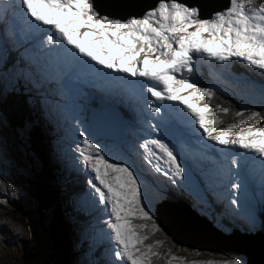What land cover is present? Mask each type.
<instances>
[{
  "label": "snow or ice",
  "instance_id": "1",
  "mask_svg": "<svg viewBox=\"0 0 264 264\" xmlns=\"http://www.w3.org/2000/svg\"><path fill=\"white\" fill-rule=\"evenodd\" d=\"M11 10V23L5 24V18ZM8 9H0V65H4V56L13 47L23 45L33 39L22 32L17 25V16L34 25H43L52 33L46 40L39 41L40 49H47L43 56H38L35 63L26 55L21 56L18 68V83L30 86L46 82L52 92L51 98L57 105L70 96L69 84L78 81V66L91 65L101 72L107 70L130 77L142 79L147 94L150 110L161 113L160 105L164 101L179 102L195 118L201 130V139L212 141L215 145L236 150L234 153H251L264 165V127L248 124V121L264 120L260 111H252L245 119L230 123L220 128L222 120L219 115L211 118L208 109L199 108L189 103L196 94L202 98L215 95L213 89L200 87L190 78H184L185 72L195 71V57L204 55L217 62L240 61L250 67L264 70V4L257 0H229L228 6L213 12L208 18L201 17L197 5L184 0H157V6L149 9L142 16L128 18L112 17L101 14L95 0H9ZM56 45L58 47H51ZM25 48L24 52L27 53ZM6 69V65H4ZM250 87L257 89L259 103L264 106V84L249 81ZM40 90H43L41 88ZM191 90L190 95H181ZM5 101L0 94V127L6 118L3 105ZM218 112L229 113L227 107L217 108ZM244 116L243 111L235 114ZM102 120L111 123L115 129L119 117L108 112ZM241 125L246 128L230 134ZM156 138L150 139L137 147L145 149L148 143L154 146L156 160L155 170L176 183L175 176L183 175L182 161L172 141L161 136V129L151 126ZM23 135H31V129L21 126ZM75 158L89 172L87 181L91 193L98 205L106 206V227L114 246L113 264H159L164 253L162 242H152L151 236L162 231L156 219V213L145 205L140 178L135 168L124 160H114L105 151V146L94 139L89 128L83 126L78 130ZM145 163L152 165V160ZM231 164L239 166L238 159ZM262 187H264V171ZM233 195L229 200L233 210H240L253 228L257 222L264 227V199L259 210L249 212L237 198L241 185H229ZM166 264L178 257L171 255ZM88 264H102L93 260ZM206 264H250L242 256H235L219 261H207Z\"/></svg>",
  "mask_w": 264,
  "mask_h": 264
},
{
  "label": "rangeland",
  "instance_id": "2",
  "mask_svg": "<svg viewBox=\"0 0 264 264\" xmlns=\"http://www.w3.org/2000/svg\"><path fill=\"white\" fill-rule=\"evenodd\" d=\"M99 1L97 3L98 9L100 10L101 14H108L112 17H118V18H128L131 16L140 17L142 16L146 11L149 9L155 8L157 6V3L152 6V4H148L147 7L144 9H133L134 12H131V10H119V7L116 6L115 8H112L110 4H108V0H97ZM184 2L195 5V0H184ZM198 2V0H196ZM201 4L203 5L202 0H200ZM3 3V2H0ZM6 4V2H4ZM96 3V0H95ZM216 3V4H215ZM214 4H211L207 7H204L202 13L203 16H208L210 13H213L211 10L214 8H225L228 6L229 0H218V2H215ZM258 4H264V0H257ZM1 5V4H0ZM30 53V52H29ZM245 64V63H244ZM246 65V64H245ZM250 67V66H249ZM14 68H16L15 64L11 67L10 70H4V72L7 74H3L2 70H0V75L2 76V80L5 82L7 87H10L11 85L17 83L19 72L14 73ZM251 71L256 77L255 74L258 76V80L264 81V70H259L254 67H250ZM192 75H189V73L185 72L184 78H190L193 82L197 83V80L195 76L197 75V69L191 73ZM194 74V75H193ZM1 81V80H0ZM248 80L243 79L242 82L239 83V90L241 92H238V95L242 99H246L249 104H245L244 102H241L245 108L248 109V111H244V116L242 117H235L233 121L227 122L224 124H220V128L227 127L230 123H236L240 119H245L248 115L251 114L252 111H259L261 109H264V106H262L259 103L260 95L257 89L250 87L248 84ZM23 86L25 91L32 92L34 94V103L30 105V109L33 113L40 114L41 112H44L45 115H51L53 116V112L55 113V116L60 117V121L58 119H54L52 121V117L49 120L48 123H51L52 126L51 131H49L47 125L41 121V128L44 130L45 135L44 138L49 141V147H50V155L51 158L54 157L55 153L58 157H60V163L58 164L59 167L63 168V165L69 166L71 169L70 171L73 172L74 170H77L80 174V179L83 180V186L82 189L85 191V193H79L76 192L74 194V200L73 203L69 204V208L71 209L72 213H75L78 215L75 218V222H82L80 224L81 227L76 229V233L71 236L72 241H70L71 248L74 254H79V256L74 255V259L72 260V263L77 264V261H80L81 264H88V262L93 260H98L93 256V252L95 251L96 247L98 246L100 250V256L99 259L102 264L105 260V253L108 255L109 260L113 263V250L114 246L112 243V239L110 236V231L106 227V212L105 208H102L103 205H98L96 202V197L91 193L87 181L90 178L89 172L84 169L83 165L79 160L75 158L74 155V149H76V144L78 141V130L81 127V122L79 126H76L72 124V122L78 123L81 119V115L77 109H71L67 108L66 112L63 114L59 113L60 106L54 103V106L48 107V104L46 103L45 99L41 94H38L39 92H42L43 90H39L38 92H34V90L31 86H29L27 83H19ZM198 84V83H197ZM258 84V83H257ZM264 84V83H261ZM218 85V84H215ZM213 84L212 86H209L208 88L216 90V87ZM42 84H36L33 87H40L41 89ZM2 87L1 93L4 97V93L12 94L9 88ZM30 89V90H29ZM39 89V88H38ZM233 92L229 93L227 97L233 98L232 95ZM7 97V96H6ZM4 98V100L6 99ZM39 102L41 104H39ZM196 105L199 108H204L205 106L208 109V114L211 118H215L217 115L222 117V120H226L225 117H223L224 113L218 112L217 108L219 105H211L208 103L207 96H204L202 98L199 97V94H196ZM262 107L261 109H257V107ZM28 107V105H27ZM16 107L12 108L10 110V113H7V109H3L5 113V122H8L6 119H10L11 116L13 117L16 114ZM97 111L94 110L91 112V114H95ZM101 114L108 113L106 110L100 111ZM113 113H115V110H112ZM58 114V115H57ZM66 115V118L63 117ZM90 115L88 117V120L90 122L91 120ZM118 116V115H117ZM248 124H255L256 127H264V120H256V121H248ZM15 125V124H14ZM15 129V132H17L16 139H9L5 135L4 131L0 133V207L8 208L10 207V204H12L15 201H22L25 203V201H28L30 199L29 192L27 191L26 183L22 182V180H33V175L36 172L38 168V163L31 157H29V151L30 148L26 149L22 146L25 140V135L21 133V129ZM111 123L102 120V119H95V126L92 128H89L90 133L94 135V139L98 140L100 144L105 146V151L108 155L112 157L114 160H124L127 161L129 164H131L141 181L143 196H144V203L146 206L150 207L153 212L156 213V218L158 219V222H160L159 217H161V222H163L166 226L165 229H169L173 232L174 239L176 242H178L182 248L186 251V254H183L182 249L178 253H173L171 251L164 253V259L163 256L159 262V264H166V261L168 259H171V256L168 255V253H171V255H175L178 257L177 260L172 261V264H206L207 261H219L235 256H242L245 261H248L246 258V255L242 253V251L237 250H230L225 251L226 248L223 246L222 249L219 247L209 248L212 247L211 245L207 244V238L203 239L201 236L196 235V233H191L190 229H187L186 225H189L193 227L195 230H201L204 226V233L205 235H220V232H214V230L204 221L200 220L197 216L190 213H185L183 211H178V206H174L172 208L166 206V204L162 203V197L160 195H163V191L159 187V183H162L160 179H156L157 175L155 172H157L154 168V170H151L150 167H141V158L138 156L137 151L134 150L135 154H132L129 156L127 153L128 149L126 148V144L122 141L121 138V131L122 127H125L126 125L123 123L122 119L119 118L118 126L111 132L109 129L111 128ZM247 125H241L239 129L233 130V132L230 134V136H235L236 132L246 128ZM8 131L10 133L13 132V127L9 126L8 123ZM43 133V134H44ZM10 137V136H9ZM135 161V162H134ZM139 165H138V163ZM64 166V167H65ZM171 175L175 178L176 183L173 184V187L178 190L175 191L177 195H187L189 198L196 197L197 195L199 198L201 197L202 193L198 192V182L196 180V177L193 175L192 172L186 170L185 173L178 178V176H175L172 172ZM24 177V178H23ZM163 176H161L162 178ZM78 179V178H77ZM156 182L158 185H156ZM172 184V183H171ZM172 189V188H171ZM264 191V188L261 189ZM81 192V191H80ZM94 204V207H92L94 210H99L96 216H92L91 213L88 214L87 217H81L83 213H80V209L83 206L85 211H88L89 205L87 204ZM86 205V207H85ZM245 210L250 212V208L244 204ZM82 208V209H83ZM174 210V212H173ZM185 210V211H186ZM256 212V211H255ZM72 215V214H71ZM183 215V216H181ZM239 216L243 217V220L248 219L245 215L238 213ZM185 218V221L187 224H180L179 221H182V219ZM190 218L191 222L189 219ZM73 221V220H72ZM189 221V222H188ZM73 222H70V224ZM199 225V226H198ZM257 226V225H256ZM183 227V228H182ZM249 228L253 229L251 224L248 225ZM180 228V229H179ZM164 229V230H165ZM167 229V230H168ZM178 230V231H177ZM206 230V231H205ZM170 231V232H171ZM171 232V233H172ZM198 233V232H197ZM218 233V234H217ZM191 234V235H189ZM89 236V244L87 245L86 242H84V238ZM34 236L30 225H22L17 218L13 217L12 211L9 212V214L4 213L0 211V264H25V261L27 258L32 264H40L39 259L35 258L37 256H30V252L28 250H25L22 242V238H28L33 240ZM220 237V236H219ZM187 241V246L185 244H182L180 242H183V240ZM212 239V238H211ZM251 239V237H244V236H224L221 238V240L227 242L226 244H229L230 249L233 248V244L235 242H245ZM261 239V238H258ZM191 240V241H190ZM215 241V239H212ZM217 241H220L217 239ZM154 242V241H153ZM84 243V245H83ZM83 245V246H81ZM192 245V246H191ZM199 245L200 248L194 247ZM242 245V244H241ZM208 246V247H207ZM239 248L245 249L247 252L252 253L251 250L245 246V245H237ZM75 247L82 248V252L77 251ZM203 247L209 248L210 250H206ZM166 246L164 244H161V249L163 251H166ZM42 247L39 246V250L41 251ZM194 249V250H190ZM242 249V250H243ZM221 250V251H217ZM192 251V252H191ZM33 252V251H32ZM194 252V253H193ZM35 253V252H34ZM34 253H31L33 255ZM192 254V255H188ZM35 255V254H34ZM33 260V261H32ZM29 262V263H30ZM118 264V262H116ZM251 264V263H250Z\"/></svg>",
  "mask_w": 264,
  "mask_h": 264
},
{
  "label": "trees",
  "instance_id": "3",
  "mask_svg": "<svg viewBox=\"0 0 264 264\" xmlns=\"http://www.w3.org/2000/svg\"><path fill=\"white\" fill-rule=\"evenodd\" d=\"M11 59H13V56L11 57ZM9 68H11V66ZM2 73L7 75L4 71H2ZM0 80H1L0 81V93H1L2 87L6 88L7 86L5 82L2 80L1 75H0ZM7 88L10 89L12 94L4 93L3 98H5L6 96L7 97L4 100L5 103L3 105V109H7V113H10V110L16 107L15 108L16 114L13 117L11 116L10 119H6L8 122H5L4 120L3 126L0 127V133L2 134L5 133V135L9 139L10 138L16 139L17 137V132H15V129H17L16 125H18V129H21V126H27L28 128H30L31 135L30 136L25 135V140L22 146L25 148V150L27 148L28 149L30 148L29 151L30 155L28 156L33 158L38 163V168L32 177L33 178L32 181L30 179L22 180V182L26 183V187H27V191L29 192L30 199L28 201H25V203H23L22 201H15L12 204H10L9 209L0 207V211L6 214L7 213L9 214V212L12 211L13 217L17 218V220L22 225H26V226L30 225L31 230L34 236H36V238L33 237V240L28 238H22L21 239L23 242L22 244L25 250H28L30 252V254L28 255L37 256L35 258L39 259L40 264H74L72 263V260L74 259V255L79 256V254L73 253L70 241H72L71 236H73L77 232L76 229L79 228V223L75 222V218L73 217V215H71L72 211L69 208L71 194H73V191L70 188L66 189L62 186L63 171L61 172L58 167V160L56 155H54V157L51 158L49 141L48 139L46 140L43 136L45 135L44 130L41 128V121L44 122L43 116L41 115V113L36 115V113H33L30 109V105L34 103V98L31 92L25 91L23 86L20 85L18 82ZM238 92L239 91L235 89L234 92L235 96L232 99L227 97L229 93H225V96L222 93H219L214 98L215 104L230 109L229 113L223 115V117L226 118V121H233V119L237 117L235 114L238 111H242V110L248 111V109L241 104V102H244L247 105L249 104L248 101L246 99L240 98ZM258 108L261 109L262 107L259 106L257 107V109ZM259 111L262 114H264V109H261ZM8 123L9 126L13 127L12 133L8 131ZM73 172H74L73 174H75L76 176H80L77 170H74ZM74 185L76 192H80V191L82 192L83 190L82 179H76L73 186ZM173 194L174 193L171 191L165 192L164 198L166 201L164 203L169 205L172 204L170 208L174 206H180L179 209L177 208L178 211L179 210L183 211L184 214L188 213V211L184 207L186 206L185 204H187L186 201L184 199L179 200L177 197H173ZM212 214L215 215L216 211H213ZM199 217L202 218L200 220L203 221L204 218L202 216ZM187 219L190 220V218ZM70 222L73 223L70 224ZM180 224L182 225L187 224L185 218L182 219V221H180ZM224 225L227 227H231L230 223L228 222H225ZM243 226L244 227L242 229L243 230L246 229V226L245 225ZM260 228L262 230V232H259L260 235H264V227L260 226ZM161 229H162L161 232L156 233L155 235L150 237L152 242L155 240L161 241L162 244H164L167 247L166 251H163V249H161L163 253L169 251L171 252L174 251L173 253H178L182 249L183 251L182 253L186 254V251L182 248L183 246H181L173 238L174 236L173 232L168 228H167L168 230L167 229L164 230L162 227ZM204 229L205 228L203 226L201 230ZM214 232L216 231L214 230ZM231 235H238L240 237L241 236L255 237L254 235L253 236L240 235V234H231ZM231 235L218 234L220 238ZM186 241L188 240L186 239ZM84 242H87V239L84 240ZM183 242L187 244V242L185 241ZM39 246L42 247L41 251L39 250ZM194 247L196 248V245ZM75 248L77 249V251L82 252L81 248L80 249L79 247H75ZM209 248H214V247L209 246ZM190 250H194V249H190ZM31 253H34L35 255L34 254L31 255ZM188 255H192V254H188ZM29 262L30 261L27 258L25 264H32L31 262L30 263ZM77 264H81L80 261H77Z\"/></svg>",
  "mask_w": 264,
  "mask_h": 264
},
{
  "label": "bare ground",
  "instance_id": "4",
  "mask_svg": "<svg viewBox=\"0 0 264 264\" xmlns=\"http://www.w3.org/2000/svg\"><path fill=\"white\" fill-rule=\"evenodd\" d=\"M98 2L99 1L96 0V3H95L96 7H98V5H97ZM108 2H109L108 4H110V6L112 8H115L116 6H118L119 10H123V11L131 10V12H134L135 10H133V9H136V8L139 9L141 7L143 8L144 5L152 4L153 0H108ZM203 2H205V5H203V6L199 5V7H200V9L202 11H203L204 7H207V6L211 5V4H214L215 2H218V0H203ZM202 15H204V14L202 13ZM115 115H118L116 113V111H115ZM112 128L113 127L111 126V128L109 129L111 132L113 131ZM159 220H160L159 225L163 229H165V224L163 222H161V217H159ZM179 223H180V221H179ZM186 227H187V229H190L191 233H193V234L196 233V235L201 236L203 239L207 238V244L211 245L212 247H219V248L222 249L221 246H223L224 248H226L225 251H230V250L242 251V253L244 255H246V258L248 259V262H250L251 264H264V235L258 234L255 237H251V239H249L248 241L235 242L233 244L234 245L233 248L230 249L229 244H226L227 242L221 240V238L219 236H216V235H205L204 233H206V232H204L202 230H200V231L199 230H195L193 227H191L189 225H186ZM189 235H191V234H189ZM173 238H174V236H173ZM211 238L215 239V241L212 240ZM258 238H261V239H258ZM217 239L220 240V241H217ZM183 241L187 242L186 240H183ZM180 243L185 244L184 242H180ZM241 244L247 246L251 250L252 253L247 252L243 248L237 249V248H239V246H237V245L242 246ZM185 245L187 246V244H185ZM196 247H200V246L197 245ZM204 249H206V247H204ZM207 250H210V249L207 248ZM217 251H221V250H217Z\"/></svg>",
  "mask_w": 264,
  "mask_h": 264
},
{
  "label": "water",
  "instance_id": "5",
  "mask_svg": "<svg viewBox=\"0 0 264 264\" xmlns=\"http://www.w3.org/2000/svg\"><path fill=\"white\" fill-rule=\"evenodd\" d=\"M202 2H203V0H202ZM157 3V0H153V2H152V6L154 5V4H156ZM195 5H197V6H199V5H202L201 4V2H200V0H198V2H196V0H195V3H194ZM203 4L205 5V2H203ZM148 6V4L147 5H144L143 6V8L141 7V9H144L145 7H147ZM203 6V5H202ZM223 8H214V9H212L211 11L212 12H216V11H219V10H222ZM201 17H203V15H201Z\"/></svg>",
  "mask_w": 264,
  "mask_h": 264
},
{
  "label": "clouds",
  "instance_id": "6",
  "mask_svg": "<svg viewBox=\"0 0 264 264\" xmlns=\"http://www.w3.org/2000/svg\"><path fill=\"white\" fill-rule=\"evenodd\" d=\"M55 155H56V157H57L58 164H59V163H60V157H58L56 153H55ZM58 167H59V166H58ZM64 168H65V167H63V169H64ZM59 169H60V167H59ZM60 170H61V169H60ZM67 175H68V174H67ZM67 175H65V176L63 177V179H64L63 181L66 182V183H67V181H66L67 178L65 179V177H67ZM63 181H62V184H63ZM66 183H65V184H66ZM62 186H63L64 188L68 189V187H67L66 185H65V186L62 185ZM70 189H71V188H70ZM71 190H72L73 192H75V189H71ZM72 196H73V195L71 194V198H72ZM70 200H71V199H70Z\"/></svg>",
  "mask_w": 264,
  "mask_h": 264
}]
</instances>
